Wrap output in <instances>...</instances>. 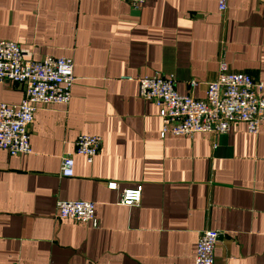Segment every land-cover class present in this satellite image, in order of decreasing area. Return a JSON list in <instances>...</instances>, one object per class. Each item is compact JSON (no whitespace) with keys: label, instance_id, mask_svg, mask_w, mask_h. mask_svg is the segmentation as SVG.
Wrapping results in <instances>:
<instances>
[{"label":"crops","instance_id":"1","mask_svg":"<svg viewBox=\"0 0 264 264\" xmlns=\"http://www.w3.org/2000/svg\"><path fill=\"white\" fill-rule=\"evenodd\" d=\"M0 39L34 60L72 58L75 74L69 104L39 105L31 153L0 148V264H194L206 229L221 232L215 264H264V121L258 134L236 122L163 136L136 80L174 75L179 93L204 98L224 60L264 82L263 3L0 0ZM23 95L0 83V103ZM81 134L100 135V152L63 177ZM139 183L141 203L122 205ZM59 200L95 202L98 225L58 219Z\"/></svg>","mask_w":264,"mask_h":264},{"label":"built area","instance_id":"2","mask_svg":"<svg viewBox=\"0 0 264 264\" xmlns=\"http://www.w3.org/2000/svg\"><path fill=\"white\" fill-rule=\"evenodd\" d=\"M146 0H130L139 7ZM228 0H219V10L227 9ZM264 4V0H259ZM133 80V77H128ZM140 96L160 108L162 135H193L196 132L225 133L236 122H244L248 131L258 134L264 121V82L243 72H231L222 60L219 72L208 84L206 96L196 98L176 89L174 75L155 74L137 77ZM75 81L74 61L69 57L47 55L34 60L24 55L11 40L0 39V83L12 82L24 92L18 104L0 103V148L12 156L29 154L31 126L41 104H69ZM196 85V81L191 83ZM100 135L81 134L75 140V150L62 157L63 177L74 176L75 156L82 155L93 162L102 146ZM109 186L117 188L116 182ZM143 184L126 187L120 203L133 207L142 201ZM58 219L98 225L96 203L88 200H59ZM221 232L206 229L200 233L194 264H215V248Z\"/></svg>","mask_w":264,"mask_h":264}]
</instances>
